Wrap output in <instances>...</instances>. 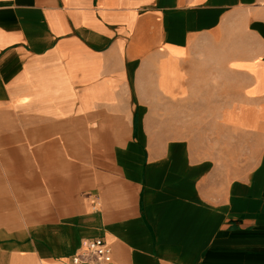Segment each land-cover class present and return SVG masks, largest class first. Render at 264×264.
<instances>
[{
    "label": "crops",
    "instance_id": "1",
    "mask_svg": "<svg viewBox=\"0 0 264 264\" xmlns=\"http://www.w3.org/2000/svg\"><path fill=\"white\" fill-rule=\"evenodd\" d=\"M264 264V0H0V264Z\"/></svg>",
    "mask_w": 264,
    "mask_h": 264
},
{
    "label": "built area",
    "instance_id": "2",
    "mask_svg": "<svg viewBox=\"0 0 264 264\" xmlns=\"http://www.w3.org/2000/svg\"><path fill=\"white\" fill-rule=\"evenodd\" d=\"M113 260V249L104 238H94L74 254L72 264H108Z\"/></svg>",
    "mask_w": 264,
    "mask_h": 264
}]
</instances>
